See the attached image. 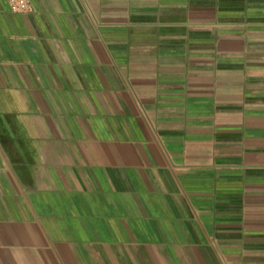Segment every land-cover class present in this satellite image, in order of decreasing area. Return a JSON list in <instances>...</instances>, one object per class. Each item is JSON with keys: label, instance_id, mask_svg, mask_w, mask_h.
Instances as JSON below:
<instances>
[{"label": "crops", "instance_id": "0c3cea01", "mask_svg": "<svg viewBox=\"0 0 264 264\" xmlns=\"http://www.w3.org/2000/svg\"><path fill=\"white\" fill-rule=\"evenodd\" d=\"M0 0V264H264V0Z\"/></svg>", "mask_w": 264, "mask_h": 264}, {"label": "built area", "instance_id": "2783aa9c", "mask_svg": "<svg viewBox=\"0 0 264 264\" xmlns=\"http://www.w3.org/2000/svg\"><path fill=\"white\" fill-rule=\"evenodd\" d=\"M9 5L12 11L18 13H27L33 10L31 0H9Z\"/></svg>", "mask_w": 264, "mask_h": 264}]
</instances>
